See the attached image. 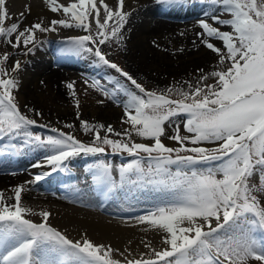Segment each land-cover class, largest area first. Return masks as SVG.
Returning a JSON list of instances; mask_svg holds the SVG:
<instances>
[{
    "label": "snow or ice",
    "instance_id": "obj_1",
    "mask_svg": "<svg viewBox=\"0 0 264 264\" xmlns=\"http://www.w3.org/2000/svg\"><path fill=\"white\" fill-rule=\"evenodd\" d=\"M43 2L51 13L65 18L47 24L40 20L21 28L25 18L21 13L6 27L11 17L6 0H0V40L10 49L30 56L40 46L37 33L74 27L88 32L69 38V46L63 51L77 56L91 54L99 66L115 70L128 82L109 81V89L94 79L89 87L121 106L122 123L129 127L115 132L111 125L105 128L81 121L84 132L94 135L90 144L56 128L51 129L56 135L46 138L35 134L31 129L37 121L21 110L16 95L24 65L19 59L9 64L11 52L4 51L0 53V141L20 140V144L10 145L16 150L24 146L44 148L52 172L66 171V161L81 154H102L106 147L113 153L139 156L118 167L119 180L113 176V165L104 160L88 168L105 197L124 188L160 196L159 203L136 219L162 234V247L156 249L145 243L151 252L149 258L127 260V264H264V0H155L170 9L194 2L211 6V22L200 20L202 32L197 35L221 65L228 64L224 70L201 75L198 84L189 85L188 91L176 89L179 99L171 98V88L159 94L148 91L103 52L102 45L112 40L122 45L125 39L123 30L129 17L124 10L125 0H117L115 8L105 0ZM26 12L30 14V7ZM222 15L231 19H222ZM93 25L95 37L91 34ZM222 27H230L231 31H223ZM213 41L222 46L217 47ZM210 77L215 83H207ZM74 84L69 83L67 88L76 97ZM75 106H80L78 98ZM174 118L182 120L189 135H181L176 124L175 134L167 138L179 146L168 147L161 138ZM101 130L122 139L101 136ZM133 135L153 143L135 142ZM204 144L216 146H201ZM44 179L45 175L34 177L36 182ZM25 190L23 185L15 187L14 197L0 192V264H120L112 258L115 250L110 245L95 244L86 236L73 241L52 227L47 211L39 213L40 222L26 218L37 213L22 204ZM9 199L14 203L9 204Z\"/></svg>",
    "mask_w": 264,
    "mask_h": 264
},
{
    "label": "bare ground",
    "instance_id": "obj_2",
    "mask_svg": "<svg viewBox=\"0 0 264 264\" xmlns=\"http://www.w3.org/2000/svg\"><path fill=\"white\" fill-rule=\"evenodd\" d=\"M153 1L125 0L124 10L129 13L127 25L130 24L131 26L130 31L127 33L129 41L127 44L126 59L140 70L153 67L147 64L149 53L154 54L158 60L160 58V61L165 58L170 60L169 56L166 57L163 54L154 52L147 45V41L151 37H157L160 44L164 45L166 44L165 39L171 33H176L183 28H185L183 30H186V28L194 29V25H190L191 27H181L178 25H170V23L162 20H152L154 13L159 17L167 15L170 17L180 16L185 18L184 14H182L184 8H177L176 10H170V8L164 9L162 5L158 6ZM57 2L67 4L71 0H57ZM105 2L112 7L117 0H105ZM6 7L11 17L6 20V27L15 23L20 18L21 13H25L24 23L21 24V28H25L27 25L30 26L40 20H43L47 24L52 20V17L54 18L53 13L48 10L43 0H6ZM26 7H30V14L26 12ZM152 22L153 24H151ZM91 34L94 37L96 36L94 30H92ZM75 36H79V34L77 32H69L59 36L54 33H45L38 40L40 46L32 54L35 59L30 60L32 58L31 56L18 55L11 61V63H14L16 59H19L24 65L19 75V80L23 82L16 95L18 101L29 104V109L35 110L30 111L33 114V117L29 116L30 118L44 120L46 123H50V125L55 121L56 123L54 125H58V122L61 123L69 119H77L71 109L61 107L63 106L61 104L65 101L63 99V90L61 88L57 91L53 90L54 85H62L66 81L72 80L73 78L70 73L73 72H65L58 67L48 70L49 65L55 59V57H52L50 48L53 45H59L63 50V47L69 41V37ZM215 57L214 53L201 49L197 53H192L185 57H177L176 60L179 66L176 65L174 67V65L165 64V67L166 71L178 74L185 70L189 71L195 66L206 67V62L209 61V64L213 63ZM58 63H60L58 65H69L67 64L69 61L65 59H63V63ZM33 67L36 68V72L34 73L31 72V68ZM40 81L42 82L41 85H39ZM92 105L89 112L91 115H95L98 120L122 123L123 117L117 109H114L110 105L104 107ZM35 108L43 111L44 114L41 112L42 115L37 117L35 112L38 111ZM22 111L25 112L23 109ZM3 141L10 142V144L21 143L20 140L13 141L8 138ZM3 141H0V148H5ZM29 148V146H24L20 150L11 148L5 155L0 154V192L4 193L6 197H11L12 193V197H14L13 189L19 185H23L26 190L22 192V204L30 208L34 213L49 212V223L52 227L73 241L81 240L86 236L95 244L110 245L115 250L114 253L128 257L127 260L135 261L137 259L149 258L148 256H143L148 255L150 252L149 248L145 247V243H151L156 249L162 247V234L159 231L151 229L147 224L140 223L136 219L137 216L144 215L155 204L159 203V194L137 190L136 188H132L131 190L124 188L122 191L106 197L105 202H102L97 195L101 188L93 181L92 174L88 171L89 164L79 162L76 159L66 161V171L61 170L59 175H46L47 173H52L51 167L46 164V156L38 161V163L43 165L42 167H33L34 164H38L33 162L34 158L45 154L44 151L30 152L28 151ZM0 153L3 152L0 150ZM13 169L19 172L13 173V171H10ZM9 171L11 174L8 173ZM35 175H45V179L36 182L34 180ZM80 175H82L80 189L78 187V191L75 193L72 191L69 192L71 197L64 198L58 194H46L45 187H48L50 191L53 190L54 185L57 188L64 189L62 180L70 176ZM113 176L119 180V173L116 168H113ZM83 180L85 181L83 182ZM29 181L32 183H28ZM8 203H14V200L9 199ZM101 205L104 206L103 210L100 209ZM38 218L40 220L42 219V217ZM145 252L147 253L142 254ZM119 262L120 264H127V261L124 260Z\"/></svg>",
    "mask_w": 264,
    "mask_h": 264
},
{
    "label": "rangeland",
    "instance_id": "obj_3",
    "mask_svg": "<svg viewBox=\"0 0 264 264\" xmlns=\"http://www.w3.org/2000/svg\"><path fill=\"white\" fill-rule=\"evenodd\" d=\"M116 5H117V2L114 3L112 7L115 8ZM152 5H153V3H152ZM158 6H160V5H158ZM162 7H164V9L165 8L169 9L165 6H162ZM196 7H199L200 9L196 8ZM182 8H184V10L182 11V14H184L185 18H182L180 16L179 17H170L167 15H166L167 17L166 16L159 17L156 13H154V16L152 18V20H156V19L162 20V21H166V22L170 23V25H178L181 27L194 25L193 26L194 29L186 28V30H183V29H185V28H183L182 30H180L176 33L170 32L171 35H168V37L165 39L166 44H164V45L160 44L159 39L157 37L156 38L151 37L147 41V45L154 52L163 54L166 57L169 56L170 60L165 58L164 60L160 61V58L158 60L155 58L154 54L149 53V55L147 57V60H148L147 64L152 65L153 67H150L149 69L140 70L137 67L133 66V64L131 62L129 63L128 60L126 59V55H127L126 50H128L127 44L129 41V37H128L127 33L131 29L130 24H128V25L126 24L125 29L123 30V34H124L125 39L123 40L122 45L117 44L115 42V40H112L111 42L106 43L105 45L101 46L103 52L107 55L108 59L117 63L121 68H123L130 75H132L139 83H141L148 91H154V92H157L159 94V93H166L167 89H169V88L173 89V93L171 94L172 99L181 98L175 94L176 89L188 91L189 85H192L193 87H195L198 84L199 77L201 75H209L213 71L224 70L228 66L227 63L224 65H221L219 63V58L214 53V55L216 56L214 62L211 64H209L210 63L209 61L206 62V67L195 66V67L191 68L189 71L185 70L184 72L178 73V74H174L172 72L166 71L165 64L166 65L171 64V65H174V67L176 65L179 66V64L177 63L178 61L176 60L177 57H185V56L190 55L192 53H197L201 49H204V50L211 52L201 42V37L198 36L197 34L202 32L201 28L199 27V21L200 20L209 19V22H211L210 17L213 14L212 7L211 6H203V5H200L199 3L194 2L193 4H191L188 7H180V9H182ZM176 9L177 8H174V10H176ZM205 12L208 13L207 17L205 16ZM101 13L103 15V9H101ZM52 15H54V18L52 17V19H63V18H65L60 13H55V14L53 13ZM221 18L222 19H231V17L228 15H222ZM23 23H24V21H23ZM151 24H153V22ZM26 27H28V25ZM93 30H94V33L96 34V29H95L94 25H93ZM221 30L231 31L230 27H222ZM69 32H77L79 34V36L89 34L88 32H85L83 29L75 28V27L70 28V29L60 28L57 32H54V34L61 36L64 33H69ZM44 35H45V33H37V42ZM75 37H77V36H75ZM69 38H71V37H69ZM194 41H195V43H194ZM213 42L216 44L217 47L222 46L221 42H219V41H213ZM68 43H69V41H68ZM68 43L64 47L62 46L63 50L69 46ZM48 44H50V43H48ZM89 46H91V45H89ZM50 50H51L52 55H53L52 57H55V59L53 60V63L51 65H49L48 70H51L54 67H58V68H61L65 72H68V71L73 72V73H70V75L73 78L72 80H70V81L68 80V81H66L65 84H62V85H59V84L54 85L53 90L57 91L59 88H61L63 90V93H64L63 99L65 101L63 104H61V105H63L61 107L62 108L68 107L69 109H71L73 111V113H74V115H76V117H77V114L79 113V119L74 118V119H69L67 121H62L61 123L58 122V125H54L56 123V121H55L52 125H50V123H46L44 120H40V119L34 117L37 121V126L33 127L31 129V131H33L35 134L41 135L42 138H46L49 135H56V133H53L51 131L52 128H56L59 131H63L65 133H68V134L75 136L78 140L82 141L85 144H90L93 142L94 135L91 132H89V133L84 132L83 128L81 127V121H87L90 125H101L102 124L105 126V128H107V126L111 125L115 132H123L125 128L129 127L128 125L126 126L123 123H118V122L115 123L113 121H100V120H98V118L95 115H91L89 112L91 107L93 106L92 104H94V106L96 105L98 107H104V106L110 105L114 109H117L119 111L120 115L123 117L122 119H124V110L121 106H117L111 100L106 99L102 92L96 91V90L89 87V84L94 79L99 80L102 85H104L105 87H107L109 89L112 88V84H110L109 81L120 80L122 83H125L127 85L128 82H126L123 77H120L119 74L116 73L115 70H113V69H109L106 66H99L98 62H97V58L91 54L83 53L82 55L77 56V55L63 51L59 45L58 46L53 45L50 48ZM4 51H10L11 52V59L8 62L9 64H12L11 61H13V59L16 56L23 55L21 50L10 49V46L6 45L2 40H0V53H3ZM30 56L32 57V58H30V60L35 59V58H33L34 55H30ZM159 57H161V56H159ZM59 58L69 61L71 63V65H66V66L58 65L57 62H59ZM154 60H155V63H154ZM31 69H32L31 70L32 73L36 72L35 71L36 68L33 67ZM41 81L39 82V85L42 84ZM86 81H87V83H86ZM22 82L23 81L20 80V86H21ZM72 82H75L74 89H75L76 94H77L76 97H73L71 95L72 90L67 88V85L69 83H72ZM207 83H215V78L210 77L209 80L207 81ZM19 89H20V87H19ZM77 98L80 101V106L78 109L75 106ZM101 100L103 101V103H98V101H101ZM19 105L21 107V110L22 109L25 110V112L28 114V116L33 117V114L30 113V111L28 110L29 109L28 106H30L29 104H26L22 101H19ZM35 109H36V111L43 113V111L38 110L37 108H35ZM87 109H89L88 112H87ZM37 117H39V116H37ZM57 119H60V118H57ZM62 120H65V119H62ZM65 124H71V125H73V127L72 128H66ZM176 124H179V126H180V130H181L180 134L181 135H189L188 133H186L184 131L182 120L180 118H174L172 124L165 126L166 127V134L164 137L161 138L162 142L168 147H178L179 146L175 141L167 138L168 136L175 134L174 129H175ZM40 125H47V127H40ZM105 135H108L109 138H111V139H122V137L115 136L114 134H107L105 131L101 130V136H105ZM133 140L135 142H139V143H146V144L153 143L150 140H145V139L138 137V136H135V135H133ZM3 143L5 144V148H0V150L3 152V155H5V153H7L8 150L6 147L7 146L6 142L3 141ZM187 146L191 147L193 145L188 144ZM201 146L215 147L216 145L204 144ZM41 150H43L45 154H43L42 156H38V157L34 158V161H33L34 163H38V161L43 159L48 153L42 147H30L28 149V151H30V152L31 151L32 152L33 151L41 152ZM140 156H145V154H140ZM137 158H140V157L139 156L138 157H130V156H128L127 153H123V154L113 153V151L110 147H106L105 152L102 154H98L96 156H92V155L85 156V155L81 154L80 156L71 158L69 161L76 159V160H79V162L92 165V164H95L96 162H98L99 160H107V161H110L112 163V165H114L113 168H116V170H117L120 165L126 164L124 162L129 163L133 159H137ZM122 159H125L126 161L123 162V161H121ZM10 171H13V173L19 172L18 170H15V169L10 170ZM10 171L8 172L9 174H11ZM22 171H24V170H22ZM79 178L82 179V176L81 177L79 176ZM84 181L85 180H83V182ZM253 182L254 183L257 182L255 178H254ZM74 185H77V184H74ZM46 194H48V193L46 192ZM12 196H13V193H12ZM32 203H34V202L32 201ZM42 203H46V202H42ZM54 203H56V202H54ZM38 217H41L39 215V213H37L36 215H28L26 218L32 220L33 222H38V220H40V218H38ZM146 253L147 252L142 253V254H146ZM150 255H151V253L149 252L148 255H143V256L149 257ZM112 258L114 260H118V261H121V260L127 261L128 257H124L123 255L118 254V253H113Z\"/></svg>",
    "mask_w": 264,
    "mask_h": 264
}]
</instances>
